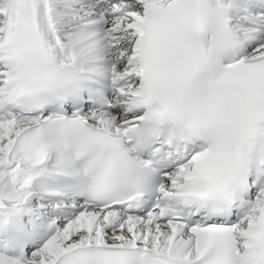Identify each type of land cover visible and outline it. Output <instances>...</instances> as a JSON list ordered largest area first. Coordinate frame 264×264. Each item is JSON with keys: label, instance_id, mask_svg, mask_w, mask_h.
<instances>
[{"label": "snow or ice", "instance_id": "1", "mask_svg": "<svg viewBox=\"0 0 264 264\" xmlns=\"http://www.w3.org/2000/svg\"><path fill=\"white\" fill-rule=\"evenodd\" d=\"M0 264H264V0H0Z\"/></svg>", "mask_w": 264, "mask_h": 264}]
</instances>
